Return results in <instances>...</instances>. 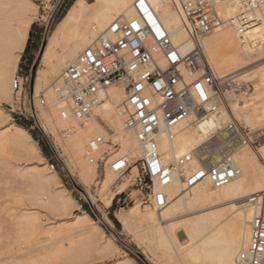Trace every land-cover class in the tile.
<instances>
[{
    "label": "bare ground",
    "instance_id": "bare-ground-1",
    "mask_svg": "<svg viewBox=\"0 0 264 264\" xmlns=\"http://www.w3.org/2000/svg\"><path fill=\"white\" fill-rule=\"evenodd\" d=\"M134 1L73 0L49 34L34 76V97L46 95L45 107L49 109L41 106L40 115L54 134L57 130L63 133L62 145L70 153L85 182L89 183L97 175V163L90 162L86 154L87 144L98 134L104 136L105 142L94 153V158L97 161L98 156L107 152L100 186L107 205H110L115 192L125 189L127 179L136 175L137 167L134 166L129 173L130 177L124 176L120 183L114 182L116 177L124 174L133 154L140 157L143 155L134 130L124 125V88L122 85L106 87L101 92V101L94 107L92 119L86 124H80L72 118L60 117L62 103L51 86L66 65L89 46L112 20L121 15L126 18L134 16ZM147 1L182 54L198 48L204 53L217 76L240 71L237 81L245 86L250 85L247 96L252 102L248 103L247 99L239 103L236 99L238 92L227 93L219 105L218 114L203 123L196 121L191 103L186 104L184 110L178 107L168 109L160 120L155 137L164 163L171 162L175 157L207 140L208 143L222 146L211 163L229 154L239 173L227 184L216 188L208 179H204L184 190L182 182L175 178L165 189L168 198L163 208L141 210L137 205L129 209L120 208L116 212V218L124 229L132 232L164 264H247L249 222L254 210L246 199L250 194L264 190V161L261 163L259 160V155L264 156V144L258 151L240 142L228 143L230 130L226 123L229 119L235 120L232 111L236 110L239 111L238 118L248 126L264 123V46L254 47L251 41L262 36L263 27H249L244 43L240 41L235 29L228 24L195 41L188 34L189 24L180 11L178 0ZM35 6L31 0H0V101L14 102L16 92L12 88V81L17 75L18 61L36 14ZM219 10L225 18H229L237 12V7L225 3L219 6ZM253 56L258 58L251 60ZM260 59V62L247 68ZM170 134L173 135L172 138ZM108 140L117 142L118 148L112 149V145L107 143ZM7 150L23 154L21 159L32 163L28 168L30 175L26 176L30 183L28 195L31 199H37L36 193H46L47 196L39 201L47 199L45 203L65 215H72V208L80 206L65 192V188L59 187L60 180L52 164L44 161L45 158L29 131L24 126L9 121L8 114L0 107L1 175L4 174L2 168L7 170L9 167L4 158ZM117 164L120 167H116ZM191 166H196V162H192ZM16 168H11L8 173L17 179L24 177L25 170ZM112 185H115L116 191L112 190ZM8 210L9 208L2 207L0 198V217ZM8 214L14 224L12 235L15 240L24 232L29 233L28 237L34 236L37 231L34 213L21 208ZM73 217L72 224L83 225V228L63 238L81 234L93 244L99 245L100 249L121 250L85 210ZM177 225L181 226L184 241L176 233ZM0 238H4L3 232L0 233ZM48 238L33 237L37 246L27 250L31 253L27 257L30 263L31 259L36 258L32 263L36 261L38 264H46L47 256L54 251L52 242L47 241ZM20 243L19 241L18 244ZM20 245L13 249L18 252ZM5 252L0 249V264H17L16 259L25 254L13 253L4 257ZM7 252L10 253L9 249ZM115 264L134 262L131 257H125Z\"/></svg>",
    "mask_w": 264,
    "mask_h": 264
},
{
    "label": "built area",
    "instance_id": "built-area-1",
    "mask_svg": "<svg viewBox=\"0 0 264 264\" xmlns=\"http://www.w3.org/2000/svg\"><path fill=\"white\" fill-rule=\"evenodd\" d=\"M178 2L193 40L228 24L244 43L246 30L259 25L263 27V34L251 41L254 47L264 46V0ZM225 3L237 7V12L229 18L219 10V6ZM133 10L131 18L121 15L112 20L66 65L51 87L62 103L60 117L86 124L93 117L94 107L101 101V92L109 85L123 86L126 94L122 108L124 125L134 130L143 149L136 166L134 186L142 195V203L160 209L167 203L165 189L175 178L182 182L184 190L204 179L216 188L227 184L239 173L229 154L211 163L222 146L207 140L164 163L155 138L162 116L170 108L184 110L185 105L191 103L196 121L203 123L218 114L219 105L227 93H237L245 89V85L237 81L238 76L234 73L217 76L198 48L182 54L147 0H135ZM24 84L23 77L16 75L12 88L17 92ZM197 84L200 87H196ZM40 100L42 105L46 104L44 98ZM226 125L230 130L228 143L240 142L256 148L264 141V127L250 130L234 119ZM104 142L101 134L90 139L86 148L90 162L95 161L94 153ZM192 162H196V166L192 167ZM246 200L254 210L249 222L247 264H264V190L250 194ZM130 201L128 194L117 198L121 205Z\"/></svg>",
    "mask_w": 264,
    "mask_h": 264
},
{
    "label": "rangeland",
    "instance_id": "rangeland-1",
    "mask_svg": "<svg viewBox=\"0 0 264 264\" xmlns=\"http://www.w3.org/2000/svg\"><path fill=\"white\" fill-rule=\"evenodd\" d=\"M31 1L36 4V14L30 26L27 42L19 58L16 70V74L23 77L25 84L20 92H16L14 102L8 103L6 101H0V107L8 114L9 121L23 124L31 136L34 137L37 146L40 148L45 158L44 161L54 165H52L53 170L60 180L59 187L65 188V192L72 196L80 206L72 208V215H65L59 213V211L53 210L45 203L47 199H43V202L39 201L40 198H45L47 196L46 193H36V195H34L37 199H31L28 195L30 183L28 182L29 180L26 179V176H28V174L30 175L28 168H30L29 166L32 163L30 161L27 162L25 159H21L23 154L18 152L16 153L18 155H16L14 152L7 150L4 158L8 161L9 167H7V170L6 168H2L4 174L1 175L0 173V198L2 207H5V209L9 208L8 212L5 213L3 217H0V229H2L0 233L2 234L3 232L4 236V238H0V249L6 251L3 256L6 257L8 254L25 252V254L16 259L17 264H38L36 261L32 263L36 258L31 259V263L27 259L31 254H29L27 250H29L30 247L37 246L33 239V237L36 236L41 239L49 237L47 241L52 242L51 245L54 251L47 256L48 259L46 260L48 261L46 264H115L118 260L125 259V257H131L134 264H164L161 258L147 249L143 242L135 237L132 232L124 229L116 218V212L120 208L129 209L137 205L141 210L144 208L154 209L152 206L141 202L142 195L137 187L134 186V177L137 175V168H135L136 175H134V177H130L129 174L132 168L137 166L140 156L133 154L124 174L116 177L115 183H120L124 176L130 178L127 179L128 181L125 189L118 193L115 192L110 205H107L105 202V195L100 191L101 180L104 176V158L107 156V152L98 156L97 161L95 160L97 163V175L89 183L85 182L79 175L78 167L72 161L70 153L62 145L64 140L63 133L57 130L54 134L50 130L49 125L41 117L39 108L42 106L46 108V110L49 109L45 107L46 105L40 103V99L42 98L47 102L46 95L40 94L34 97L35 72L39 65L40 54L49 34L73 0ZM88 1L92 2L93 0ZM256 58H258V56H253L251 60H255ZM261 60L262 59L252 62L247 68L254 66ZM239 72L240 71H232L230 73H234L240 78L238 75ZM248 92H250V85L245 86V89L237 93V102L241 103L248 99L247 102L251 103L252 100L247 96ZM232 112L235 120L245 125L250 130H257L264 126V123L248 126L240 117L238 118L239 111L236 110ZM228 121H230V119ZM107 143L112 145V149L118 148L117 142L113 143L111 140H108ZM263 144L264 141L253 150L260 151ZM42 149L45 154L42 152ZM17 156H20V159L16 158ZM263 158V155H259L261 163L264 161ZM11 168H23L25 170V176L20 179L14 178L8 173ZM114 188H116L115 185H112V190L116 191ZM8 191L10 193H7ZM123 194H128L131 201L121 205L117 202V198L121 197ZM21 208H26L35 214L37 231L32 237H28L29 233L24 232L21 236L22 240L21 237L15 240V236L12 235L14 224L10 221L8 213L15 212ZM82 210L88 212L96 224L104 230L105 234L110 237L121 250L110 249V251H105L104 249H100V247H98L99 245L93 244L81 234L66 239L63 238L83 228V225L74 226L72 224L74 220L73 216L81 213ZM176 233L182 241L185 240L180 225H177ZM17 241H20L22 245L18 244ZM17 244L20 245L18 252L13 249L14 246L18 248ZM8 249L10 253L7 252ZM0 255L2 254L0 253Z\"/></svg>",
    "mask_w": 264,
    "mask_h": 264
},
{
    "label": "snow or ice",
    "instance_id": "snow-or-ice-1",
    "mask_svg": "<svg viewBox=\"0 0 264 264\" xmlns=\"http://www.w3.org/2000/svg\"><path fill=\"white\" fill-rule=\"evenodd\" d=\"M133 27H135V25H133ZM172 58H173V59H176V57H175V56H173ZM196 87H200V85H199V84H197V85H196ZM116 167H120V165H119V164H117V165H116ZM202 175H203V173H201V176H202Z\"/></svg>",
    "mask_w": 264,
    "mask_h": 264
},
{
    "label": "trees",
    "instance_id": "trees-1",
    "mask_svg": "<svg viewBox=\"0 0 264 264\" xmlns=\"http://www.w3.org/2000/svg\"><path fill=\"white\" fill-rule=\"evenodd\" d=\"M20 125H22V126H24L23 124H20ZM25 127V126H24ZM34 138V137H33ZM42 152L45 154V152H44V150L42 149ZM88 213V212H87Z\"/></svg>",
    "mask_w": 264,
    "mask_h": 264
}]
</instances>
